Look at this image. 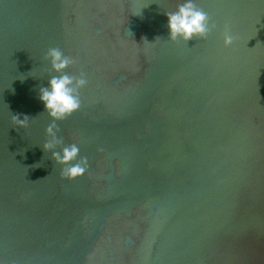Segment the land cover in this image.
Returning a JSON list of instances; mask_svg holds the SVG:
<instances>
[{"label":"water","instance_id":"obj_1","mask_svg":"<svg viewBox=\"0 0 264 264\" xmlns=\"http://www.w3.org/2000/svg\"><path fill=\"white\" fill-rule=\"evenodd\" d=\"M184 2L0 0V264H264V0H193L215 27L173 41ZM49 48L87 80L56 121L73 180L42 149Z\"/></svg>","mask_w":264,"mask_h":264},{"label":"clouds","instance_id":"obj_2","mask_svg":"<svg viewBox=\"0 0 264 264\" xmlns=\"http://www.w3.org/2000/svg\"><path fill=\"white\" fill-rule=\"evenodd\" d=\"M166 17L169 39L173 41L178 38L184 42L193 37L204 38L215 27L209 24L207 13L199 9L193 0H185L184 3L177 5L175 11L166 13ZM235 39L236 37L230 34V30L226 27L223 34L224 46L232 45ZM43 59L49 62L51 70L58 75L51 76L48 86L39 89V100L52 120L45 128L48 139L42 149L51 152V159L55 164L62 165L61 178L73 180L88 170V159L81 156L77 160L80 150L76 144L63 145L62 139L57 135L59 129L56 121L63 120L79 110V90L86 86L87 80L83 75L75 76L65 72V69L75 61L59 48H49ZM11 119L20 128L27 127L30 120L27 115L22 119L19 115H12ZM61 145L63 146L60 147ZM58 147L59 151L56 150Z\"/></svg>","mask_w":264,"mask_h":264}]
</instances>
